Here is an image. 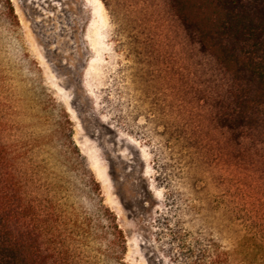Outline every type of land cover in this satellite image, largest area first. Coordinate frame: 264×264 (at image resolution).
I'll use <instances>...</instances> for the list:
<instances>
[{"label":"trees","instance_id":"1","mask_svg":"<svg viewBox=\"0 0 264 264\" xmlns=\"http://www.w3.org/2000/svg\"><path fill=\"white\" fill-rule=\"evenodd\" d=\"M101 1L125 80L161 126L158 178L169 197L157 241L176 244L177 263L198 252V264H264V0ZM22 162L0 146V264H123L109 210L98 208L106 225L58 211L39 188L28 192ZM217 215L218 238L208 219Z\"/></svg>","mask_w":264,"mask_h":264},{"label":"rangeland","instance_id":"2","mask_svg":"<svg viewBox=\"0 0 264 264\" xmlns=\"http://www.w3.org/2000/svg\"><path fill=\"white\" fill-rule=\"evenodd\" d=\"M119 39L101 0H0V146L22 159L28 192L39 188L58 211L106 225L98 208L109 210L123 264H198V252L177 263L176 244L156 239L169 197L158 178L161 126L125 80ZM211 218L218 238L223 219Z\"/></svg>","mask_w":264,"mask_h":264}]
</instances>
